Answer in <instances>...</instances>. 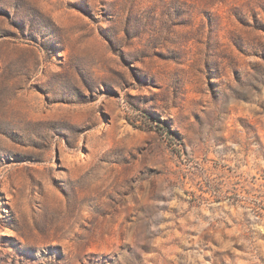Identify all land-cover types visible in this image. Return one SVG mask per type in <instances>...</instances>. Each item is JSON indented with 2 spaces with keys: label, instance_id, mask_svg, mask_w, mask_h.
Listing matches in <instances>:
<instances>
[{
  "label": "rangeland",
  "instance_id": "374dc122",
  "mask_svg": "<svg viewBox=\"0 0 264 264\" xmlns=\"http://www.w3.org/2000/svg\"><path fill=\"white\" fill-rule=\"evenodd\" d=\"M0 264H264V0H0Z\"/></svg>",
  "mask_w": 264,
  "mask_h": 264
}]
</instances>
